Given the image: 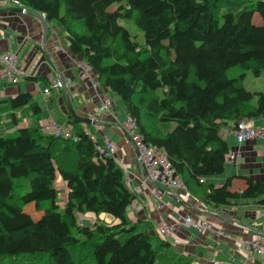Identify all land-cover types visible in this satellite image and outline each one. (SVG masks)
Instances as JSON below:
<instances>
[{
	"label": "trees",
	"instance_id": "16d2710c",
	"mask_svg": "<svg viewBox=\"0 0 264 264\" xmlns=\"http://www.w3.org/2000/svg\"><path fill=\"white\" fill-rule=\"evenodd\" d=\"M17 1L61 27L69 53L118 97L145 142L164 150L189 195L214 208L264 205V180L241 177L240 191L233 177L219 187L205 182L225 167L221 133L264 113V90L243 85L248 73L264 74V0ZM128 20L143 43L120 23ZM0 104L13 125L42 113L26 92ZM67 118L72 137L45 135L34 122L0 137V264H195L152 225L129 219L135 195L124 170L89 125ZM57 173L67 189L63 208ZM84 214L116 223L83 225Z\"/></svg>",
	"mask_w": 264,
	"mask_h": 264
},
{
	"label": "crops",
	"instance_id": "0c3cea01",
	"mask_svg": "<svg viewBox=\"0 0 264 264\" xmlns=\"http://www.w3.org/2000/svg\"><path fill=\"white\" fill-rule=\"evenodd\" d=\"M16 8L9 4L0 7V51L15 54L18 64L24 63L31 77H45L49 70L56 71L65 81L68 101L74 110L80 116H92L93 119L102 123L90 125L87 130L95 138L103 142H112L116 147L113 158L124 170L126 183L135 195L133 202L142 207L137 211L132 207V202L127 209L129 219L146 222L152 225V229L159 221L172 225L173 235L166 240L179 253L193 259L195 264H212L214 260L246 264L243 242L259 235L264 236V205L248 201L233 206L214 208L204 205L188 193L184 195L178 190L158 184H148L145 189H142L140 184L144 180V173L136 150L120 128L128 115L125 108L119 104L118 97L103 87H100L97 96L88 82L78 81L79 66L88 69L90 75H96V73L81 57L71 56L61 27L54 23H47L44 32L42 21L38 16L26 12H15L13 9ZM5 83L7 82L0 79V85ZM44 87L45 84L40 80L24 81V79L19 85L7 83L0 86V101L26 92L32 95L42 110L39 116L34 119L25 118L17 125L12 124L11 118L5 112L1 113L0 131L3 135L0 137L12 134L17 128L27 127L31 122L40 126L47 118L62 123H65L63 119L69 120L62 90L58 93L50 91L49 95H44L42 94ZM98 97H108L111 100L110 111L96 113ZM39 100H42L43 104ZM43 116L45 117L38 122L37 118ZM253 122L256 127L264 128V113L253 119ZM221 136L225 139L229 151L237 153L235 163L226 160L222 174L205 179V182L219 187L233 177L232 190L240 191L244 186V180L241 177H249L256 181L264 180L262 139L257 138L238 144L230 129L224 130ZM60 179L54 186L63 188L67 195L65 184ZM60 198L64 204L66 196L65 199L63 196ZM200 209L204 210L205 218L218 233L209 231L199 233L193 227H184L182 219L185 216L197 214ZM225 218L234 219V221H228ZM97 219L116 223L112 217L105 214L98 217L84 214L80 215L78 220L83 225L90 226ZM257 261L259 264H264V256L259 257Z\"/></svg>",
	"mask_w": 264,
	"mask_h": 264
},
{
	"label": "built area",
	"instance_id": "2783aa9c",
	"mask_svg": "<svg viewBox=\"0 0 264 264\" xmlns=\"http://www.w3.org/2000/svg\"><path fill=\"white\" fill-rule=\"evenodd\" d=\"M13 5L17 8L25 7L17 0H2L0 1V7L3 5ZM37 16L40 20L45 21L44 14L39 13ZM78 81L88 82L90 87L98 96L100 87H102L98 81L96 75H90L88 69L79 66L78 67ZM27 70L23 64H18L17 56L10 52L0 51V79L6 81L11 85H19L24 78L28 77ZM46 83L42 94L49 95L50 91L60 92L63 87V82L60 75L54 71L49 70L46 74ZM65 84V81H64ZM99 104L96 113H106L110 111L112 102L108 97L99 98ZM92 117V116H91ZM40 130L45 135L53 137H72L71 126L62 122H58L52 118H47L40 126ZM121 130L131 142L133 147L139 154L141 168L144 173V180L140 184L142 189H145L148 184H158L164 187L178 190L184 195H187L188 191L184 183L174 171L170 161L168 160L163 149L149 145L145 142L142 134H140L136 128V122L133 118L127 117L126 120L120 125ZM236 142L238 144L246 143L254 139H262L264 145V128H258L254 125L253 119L239 120L233 129L231 130ZM103 150L113 156L116 151V147L112 142H104ZM237 153L229 151L226 160L235 163V157ZM132 207L137 211L141 210L140 204L133 202ZM204 210L200 209L197 214L185 216L182 219L185 228L193 227L197 232L209 231L212 233H218L213 229L208 220L204 216ZM244 229L243 226H240ZM154 233L161 238H168L173 235L174 229L172 225L165 221H159L154 226ZM246 251V264H254L259 257L264 256V236L259 235L255 238H251L243 242ZM212 264H233L229 261L214 260Z\"/></svg>",
	"mask_w": 264,
	"mask_h": 264
},
{
	"label": "rangeland",
	"instance_id": "374dc122",
	"mask_svg": "<svg viewBox=\"0 0 264 264\" xmlns=\"http://www.w3.org/2000/svg\"><path fill=\"white\" fill-rule=\"evenodd\" d=\"M115 8H116V5H112L110 9H115ZM120 23L123 26H125L136 37V41L138 43H143L144 42L142 33L137 30V28L134 26V24H133V22L131 20L120 21ZM253 23H255V24H260L261 23V19L256 14L253 16ZM54 25H58V24L54 23ZM243 85L245 86V89L251 90V91L264 90V74L260 75L259 77H255L252 74L248 73V75L243 80ZM42 99L44 100L45 98H42ZM39 101H40L41 104H43L42 100H39ZM118 102H119L120 105L123 106V104H122V102L120 100H118ZM74 106H75V104H74ZM44 115H46V113H44ZM44 117L45 116L38 117L37 121L39 122ZM0 135H3L2 131H0ZM58 179H60V175L57 173L56 174V180L54 181V184L58 183V181H59ZM55 189H56V191H58L57 192L58 193V197L60 198V196H63V198L65 199L66 191L63 188H61V187H55ZM59 198L57 199V203H58L60 208H63L65 202L63 204L62 203L63 200H61L62 197L60 199ZM26 210H27V212H29V214H31L33 219H37L40 216V214H41L39 212H35L34 211L33 205H29L26 208Z\"/></svg>",
	"mask_w": 264,
	"mask_h": 264
},
{
	"label": "water",
	"instance_id": "95a60500",
	"mask_svg": "<svg viewBox=\"0 0 264 264\" xmlns=\"http://www.w3.org/2000/svg\"><path fill=\"white\" fill-rule=\"evenodd\" d=\"M15 12H26L28 14H32V15H36L35 13L27 10V9H23V8H16V9H13ZM42 21V26H43V29H44V32L46 31V23L44 20H41ZM61 77V80L63 82V87H62V92L64 94V99H65V108H66V112H67V116H70V119L74 122H78V123H82L84 125H96V124H102L100 123L99 121H97L96 119H93V117L91 116H88V117H83V116H80L73 108V106H71L70 102L68 101V96H67V93H66V89H65V84H64V79ZM133 146V145H132ZM135 149V148H134ZM136 150V149H135ZM137 152V150H136ZM138 154V153H137ZM138 157H139V154H138ZM140 160V159H139ZM219 218H222L219 216ZM225 220H228V221H234V219H226Z\"/></svg>",
	"mask_w": 264,
	"mask_h": 264
},
{
	"label": "bare ground",
	"instance_id": "6f19581e",
	"mask_svg": "<svg viewBox=\"0 0 264 264\" xmlns=\"http://www.w3.org/2000/svg\"><path fill=\"white\" fill-rule=\"evenodd\" d=\"M72 56V55H71ZM113 127V126H112Z\"/></svg>",
	"mask_w": 264,
	"mask_h": 264
}]
</instances>
